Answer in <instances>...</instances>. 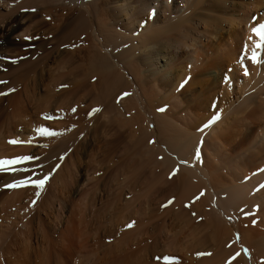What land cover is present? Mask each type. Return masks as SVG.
<instances>
[{
	"label": "bare ground",
	"instance_id": "6f19581e",
	"mask_svg": "<svg viewBox=\"0 0 264 264\" xmlns=\"http://www.w3.org/2000/svg\"><path fill=\"white\" fill-rule=\"evenodd\" d=\"M9 1H11V0H0V54L2 52H4L3 50H7V49H5V47L8 44V42H10V40H11L10 39V35H11L10 33L14 29L13 24L17 20H19L16 18L15 21L14 20L9 21V19L15 13L14 12L15 8L10 4ZM28 1H30V0H28ZM59 1L63 2L62 0H58V2ZM105 1L104 0H68L70 5L77 7L76 12H78V13L76 14V16L74 15L75 17L72 18V21L68 24H65V23L67 20H69L71 14H72V13H69L68 11H66V13L61 14L57 19L61 25V27H59L57 25V28L55 30L57 39L61 38L64 35H67L69 33H73V35H74L73 38H75V41H77V42H79L80 40H86L88 38V36H90L92 38V40H93V42L91 44L92 46L86 48V51H88L87 56L89 57V58H87L88 59L87 65L89 66L88 68H90V71H91V74L87 75V77H85V78H88L90 76L88 78V80H86L85 82H82V81L80 82V81H76L75 80L76 78L71 79V76H73L71 73L72 68L70 70L68 69V66H70L71 59L68 58V61L65 60L63 62L62 67H60V69H62L63 72L61 73V71H60L58 73L59 75L57 74L58 79H60V80L64 79V80L59 82L60 84L55 80L57 82L55 84L56 85L55 87L53 86V88L46 90L44 92V94L39 95L37 90H39V87L43 83V80H44V77H43L44 71L43 70L44 69H42V71L40 70L41 72L37 71V69H38V67H40V64L42 63V61H44L42 59L43 57H41V59H42L41 61L38 59H35V57H33V56H31L29 58L27 57L28 58L27 61H25L26 59L25 60L23 59L24 63H22V64H24L25 70L24 69H22V70L26 71L25 77H27L26 78L27 81L26 82L24 81L25 83H23V88L21 90L15 91L14 94L10 95L6 99L7 101H12L13 104L15 105L14 111H13L14 112L13 115H15V116H13L14 120L13 121L11 120L12 121L11 124L14 127V128L13 127L12 128L16 131L21 130V132H22V130L28 128V126L31 123H36V125L34 124L35 127L31 128L32 132H29L27 130L29 132V134L31 133L32 136H30V138H32V140H33L34 138H37L41 135L38 132H36L35 128L44 127L43 123H45L44 122L45 117L48 116V117H50V119L53 118L54 120H56L55 122H57L56 123L57 126L55 128H52V127L51 128L55 133L57 132V134H62V132L64 131L63 127H61L60 123H64V124H74L75 123L78 125L79 124L81 125V123H83V124L87 123L86 125L89 127L91 125L90 123L96 122V124H94V126L92 127V130H91V131H93V133H96L98 130L99 126L97 124H101L104 126V128H106L105 134H108L109 132L113 131V136L116 137L118 135V133L121 132L120 130L123 128L124 123H122V121L125 120L126 126L129 127L130 131H132L133 134L135 135L136 133H138L137 131H138L140 124L142 122V120H141L142 115L144 116L147 113L145 111V106L148 105L150 108L151 107L150 104L152 105V102L156 101L154 98H156L157 101L158 100L160 101V102L158 101V103H161V104L160 105H154V104H156V102H157L156 101L155 103L153 102V106H157L159 108L162 107L165 109V111H160V115H159L160 119L159 120L162 123L159 121L160 124L157 125L158 129L155 128V131H158L159 134L161 132L166 134L167 130H168V126H166V125H167V123H169L173 119V118H170V117H172V115L168 116L169 115L168 114L169 108L171 109V107H170L171 104H173V105L175 104L178 108L182 109V114L189 121L194 123V125L192 123V126L194 127V129L193 130L188 129L189 128L188 124L191 125V123H187L189 121H184V126H185L184 130H182V131L180 129L178 130L177 127L181 128V126H182L181 124H179V121L180 120L183 121L184 120L183 117H182V119L177 118V119H179V121L178 122L176 121V123H178L179 125H175L176 124V123H174L175 119L173 120L174 122L171 121L170 124L174 123V126H176L180 135L178 134L177 138H176V136H174V135H176L175 133H177V132L173 128H171L173 126H170L169 128L174 130V132H175L174 135H172L173 133H171V136H170V132H172V131H170V132L168 131L169 135L168 136L165 135L166 137L164 136V134L161 133V135L164 136L163 138H169V137L172 138L173 137V140L171 138H169V140L166 139L167 141L165 140L166 143L164 142V144H166L167 147H169L168 142L170 140L173 141V142H171L172 146L173 145L175 146V147L171 146L169 148L165 147L164 152L160 151L158 153L162 156L161 162L164 166H167V170L169 169V167L176 166V167L180 168V171L183 172L182 175L180 174L181 176L179 175V173H178V175H179V179L181 181L185 180V181H183V184H185V191H186L185 196L187 195V191L192 190L187 195V197H189V196L193 195L192 193H195V192H193L194 190H198L199 186H203V187H205L204 189H205L206 197L209 199V201H210L209 203H211L212 209L214 210L213 213H215V211H216L218 216L220 215L219 214L220 211H224V212L228 213V217L226 219L227 221L225 223L222 222V220L219 219L218 216H216L217 214L213 215L211 213V215H210V213H209L208 216H211V217L206 222V225L208 224L212 230L210 233L211 236L209 235L210 237H208V239L209 238L212 239L213 246H214V248L217 247V250L213 256L210 254L212 257L209 255V257L207 256L208 258L204 257L205 259H201L203 257L202 256L201 258H199V260L196 264H216L215 259L216 260L219 259L220 254L221 253L223 254L225 252L232 254L233 257L234 256L236 257L234 260L231 261V264H264V162H261L260 164H255V165L252 164L253 163L252 152H254L255 150L258 151L257 155L260 154V156H259L260 159H261V157H264V122H263L264 116H263V121H262L263 125L262 126H259V124L261 125V123L259 121H258L259 122L258 123L257 121L254 120L256 115H257L258 109L262 108L261 109L262 111L264 109V92H263L264 91L263 90V88H264V47L257 48V44L260 43V37L255 32L252 31V29L254 27L258 28L261 24H264V0H113L111 3L106 1V4H108V5L110 4L111 7H114V16L113 17H115L116 19L121 17L122 20H120V19L119 20H120L121 24L126 27V28L124 27V30H120V32L119 31L118 32L116 31V33L112 32L113 34H112L111 39L109 41L106 40L105 33L103 32V30L101 28V26L103 27L102 24H104V23L99 25L100 24L98 21L99 16L97 15L98 19L96 16V14H97L96 10L98 8V5L102 4L103 2L105 3ZM24 3H26V2L24 1ZM104 6H105V4H104ZM26 7H28V6H26ZM105 7H103V8H105ZM103 10H105V9H103ZM108 10H109V8H108ZM8 16H10V17H8ZM7 17H8V20L6 19L7 22H5V18H7ZM110 19H112V17ZM119 20L116 22H113V23L111 22L113 28H116L117 26H119V24H120V23L118 24ZM139 24L142 26V28L140 29V32L138 31L139 33H135L134 26L135 25L138 26ZM106 28L108 29L109 27H106ZM110 32H111V30H110ZM110 32L108 33L109 35L111 34ZM71 40H73V39H71ZM45 47H47V46H45ZM46 50L48 51L49 49L47 48ZM52 51H54V50H52ZM49 52H51V51L49 50ZM78 52H80V51H78ZM182 52H187L188 56H190L189 63L191 66L194 67L190 70L189 73H187V77L189 76V74L192 73V77H190V78L188 77L189 81L187 83L183 82L186 80L183 79L182 77H177V76L172 75L173 71H172V66H171V64H172L171 58L173 57V54L182 53ZM52 53L53 52H51V54ZM71 53L74 55L75 51L70 52V54ZM254 53L256 54V57H257V60H255V61L252 59V56ZM48 54H50V53H48ZM51 54H50V56H51ZM67 54L69 55V53H67ZM72 54H71V57H72ZM34 55H35V53H34ZM68 55H66V57ZM47 56L49 57V55H47ZM37 57H39V56H37ZM83 58H84V56H83ZM49 59H50V57H49ZM61 59H62V57H61ZM42 64H44V62ZM43 66L45 68L46 65L44 64ZM41 68L42 67H40L39 69H41ZM76 68H75V70H76ZM64 70H67V72H64ZM75 70L73 69V71H75ZM90 71H88V72H90ZM30 74H31V77L29 76ZM28 76H29V78H28ZM195 76H196V80H197L196 82H195V80H193V78H195ZM76 77H78V76H76ZM60 80H58V81H60ZM18 81L19 80H17V82ZM262 82H263V85L261 84ZM13 84H14V82H13ZM195 84L198 85L199 89L202 90L201 93H203V94H204V91H207L210 86L211 87L213 86L214 94H216L218 96L220 95V100L217 101L214 98V101H213V103H214L213 107L215 105L216 106L219 105V110H216L215 112L211 111V114H203L200 116L201 119L198 118V120L194 119V121H193L192 118H195V116H193V112L191 113L189 108L183 107L182 102L179 100L180 99L179 95H181L183 93V91H185L184 89L187 85L193 86ZM260 84L262 86H260ZM59 85H60V87H59ZM134 85H138L139 88H137L138 86L135 88ZM59 88L61 89V91H58ZM40 91H41V89H40ZM3 92H5V91H3ZM125 93H128V95H124ZM170 93L173 95L172 99L170 98L171 100L168 99V96ZM2 97H4V95ZM2 97H0V98H2ZM89 100H91V102H89V104L91 103V105H95V106H93V108L90 107L91 109L87 110V112L85 113L84 112L85 110L83 111L80 107H82L81 106L82 103H84L86 101L88 102ZM219 101H220V103H219ZM5 105H7V104H5ZM173 105H172V107H173ZM0 106H1V104H0ZM87 106H88V104H87ZM85 107H86V105H85ZM152 107L150 109L154 110L153 109L154 107L153 108ZM66 108H68V109L70 108V115H68V116H64L63 115L64 112H62L60 110V109H66ZM73 109H75V111H73ZM93 109H99V113L97 115H95L94 117L88 119V117H87L88 114L90 115V114L94 113ZM58 110H60V111L54 112V111H58ZM176 110H177V108H176ZM156 111L157 110H155V113H156ZM175 111H173V113ZM262 111H260V112L262 113ZM0 112H1V109H0ZM148 113H150V111ZM175 113H177V112H175ZM180 113H178V114H180ZM151 114H153V113L151 112ZM170 114H172V113H170ZM258 114H259V112H258ZM263 114H264V111H263ZM263 114H259V115H263ZM22 116H23V121H21ZM125 116H126V118H124ZM167 116L171 120L166 123V121L168 120ZM176 116H177V114H176ZM33 117H36L38 119L36 121H33L32 120ZM146 117H148V115ZM197 117H199V116L197 115ZM260 117L261 116H259V118ZM174 118H176V117H174ZM87 119L90 123L87 122ZM258 119H256V120H258ZM260 119H262V118H260ZM253 120L256 123L253 122ZM5 122H7V121H5ZM55 122L53 121V123H55ZM146 124L147 125L152 124L151 120H149V117L146 120ZM186 125L188 126V128L186 127ZM205 125H208V126L205 127ZM229 127L232 129L230 131H233V134H235L236 138H235V140L232 138L233 141H232L231 150L228 152V154L227 153L226 154H227L228 158H230L232 170H234V172H236V173L233 172V175H232L233 180L231 179L233 181V182L231 181L232 184L230 182L229 185L225 186L226 184H228L226 182V183H224V186H222L223 181H222V183L216 182L218 180H219V182H221L220 179L216 180L217 174H218V177L221 176L219 174L220 169L219 170L217 169L218 170V172H217L215 168H212L213 167L212 165H214V167L217 165V167L219 168V166H220V165L218 166V162H219L218 158L219 157H218V155H215V153L213 152L212 149H207V148L205 149L207 144L204 147V150L202 149L203 151L200 150L201 158L199 160H197L196 163H193V164L192 163L188 164L190 162V160H188V162L186 160L187 163L184 161V156L186 153V152H184V150L186 151V148H185L186 146H189L190 148L195 147V146H192L195 142H197L195 139H198V138H195V137L201 136V135L206 136L207 138L209 136H213L214 139L216 138L215 140L213 139L212 143H210V144L215 145L216 143H213V142H217V137H218V135H220V132H222L221 134H223L224 130H227V128H229ZM256 127L258 128L257 130H256ZM239 128H242L244 136H242L241 140L237 141L236 133L239 131L238 130ZM83 131L84 130H82V132ZM183 131L185 132V135H186V136L183 135L184 138L186 137L184 140H182L183 139L182 133L184 134ZM7 133H11V132H7ZM93 133L91 132L90 134L93 135ZM231 133L229 135L227 134L228 137L231 135ZM224 134H226V132ZM233 134H232V137H233ZM9 135H11V134H9ZM34 135H35V137H34ZM92 135H90V136H92ZM149 135L152 136L149 133L147 135L146 132H143L139 142L140 141L141 142L146 141V139ZM45 136L47 137V135H45ZM51 136L55 137L54 135H51ZM179 136H182V138H179V140L180 141L182 140L183 143L182 142L180 143V141H178L180 143L178 145V143H176L175 141H176V139H178ZM26 137H28V136L26 135ZM50 138H52V137H49V140H50ZM163 138L161 137V139H163ZM221 138H222V136H221ZM27 139H25V140H27ZM46 139H48V137ZM83 139H85V137ZM94 139H95V136H94ZM218 139H220V138L218 137ZM87 140L88 139L81 141L78 144L77 149L76 148L75 149L76 150L84 149L86 147L87 143L89 142V141L87 142ZM36 141H38V140H36ZM189 141L190 142L194 141V142H193V144L190 143V145H188ZM220 141H221V139L218 140V142H220ZM5 142H7V141H5ZM5 142H1V143L5 144ZM107 142H108V140H107ZM174 142L176 143V145L174 144ZM220 143L222 145V143H224V142L221 141ZM220 143H217V144H220ZM4 144H2V146ZM89 144H90V142H89ZM5 145H7V144H5ZM12 145H10V146H12ZM24 145L26 147L23 146L24 147L23 150H19L20 146H18L19 148L11 147L12 149H16V150L18 149V151H12V152H10L11 148L7 149V147H10V146L4 147V148L1 147L0 148V156H2V157L3 156H5V157L10 156L8 158H11L12 156L16 155L17 157H21V156H23L22 153H26L27 151L32 149V147L35 145V142L30 141V143H29L27 141L26 144H24ZM224 146H226V145H224ZM171 148H172V150H171ZM190 148H189V151L191 150ZM213 148H215V147H213ZM154 149H156V148L154 147ZM32 150H34V148ZM187 150H188V148H187ZM193 150H194V148H193ZM147 151L149 152V150H147ZM77 152H79V151H77ZM27 153H26V155H28ZM220 153H221V151H220ZM254 154H256V153H254ZM76 155H77V153L75 154V152H73V154L69 157V160L67 161V162H69L70 167L72 166V167H74V169L76 167L75 163L78 161L76 158ZM169 156H172L173 158H170ZM195 156H196V153L194 155V158H195ZM8 158H5V159H8ZM191 162H194V160L192 159ZM259 162H260V160H259ZM19 164H16L17 166L13 165L14 167L13 166L12 167L15 169H16V167L21 168L23 166V162H21V164H22L21 166H19ZM67 164H65V165L68 166L69 164L68 165ZM222 164H224V163H222ZM222 167H224V166H222ZM65 168H67V167H65ZM242 168H243V171H242V174H240ZM223 169H228V168H223ZM19 170L17 171V173L18 172L20 173V174L18 173V176L20 178L19 177L17 178L16 171H15L16 174L15 173L13 174V175H16L14 177H15V179L17 178V181H19L18 179H21V177H23L21 175V169H19ZM64 170L65 169H63V171ZM232 170H230V171H232ZM63 171L58 176L57 181L55 180L56 181L55 183L57 186L56 189L59 191L58 194H60L62 196L68 192V189L70 188L69 187L70 184L74 183L73 181H71L73 179V176L71 174L69 175L68 173L63 174ZM223 171H225V170H223ZM7 173L8 172H6V171H0V202L4 198L5 191H7V190H4L5 188L2 189V186H4V184L6 182L9 183L8 182V180H9L8 174L9 173L8 174ZM65 174H67L66 177H65ZM165 174H166V172L165 173L163 172V174L161 175L163 178L162 180H164V181H163L162 187L158 188L159 190H158L157 194H160V196H161L160 198H167L168 199L170 196V193H171V188H169V182L167 180H165L166 179ZM226 176H227V174H226ZM14 177L11 178V181H13V180L15 181ZM223 177H224V175H223ZM133 179H134V177H133ZM179 179L177 178V181ZM180 180H179V182H180ZM192 180H193V182H192ZM194 180H196V181L198 180V182H200L199 186L197 184H193L195 182ZM202 183H204L205 186ZM216 183L220 184L219 187L222 186L223 188L217 187L218 185H216ZM5 185H7V184H5ZM54 187H55V185H54ZM191 188H193V189H191ZM21 189H22L21 191L23 193L22 195L24 197L26 196L27 198H30V199L31 198H39V197L41 198L40 195H39V197H37L36 193H37L38 189L35 187L31 188L30 190L28 189L27 191H25V190L23 191V188H21ZM155 190H153V191H155ZM21 191H19L20 194H21ZM40 191H42V190H40ZM43 191H45V190H43ZM53 191H52V193H53ZM150 191H146V193H147L146 197L149 196L148 198L152 197ZM153 191H152V193H153ZM182 191H183V189H182ZM26 192H28V193L26 194ZM148 192L150 193L149 195H148ZM156 192H157V190H156ZM202 192H204V191H202ZM117 194H119V193H117ZM153 194H155V193H153ZM157 194H155V197L157 196ZM22 195L21 196L19 195L14 200H10V202L13 201L12 204H14V206H15V204L19 203L18 202L19 200H22L21 199ZM43 195H42V197H43ZM143 197H144V195H143ZM10 198L11 197H9V199ZM158 198H159V196H158ZM170 198H171V196H170ZM9 199H5V201L3 200L1 202L2 204L0 203L1 204L0 205V214L2 217H5V214L7 213V209L8 208L10 209V207H9L10 204H7V203H10ZM206 200L207 199H203V200H200L202 202H199V201L197 202V205H198V203H202L201 204V210L203 209L204 204H205L206 210L210 209V207L209 208H208V206L206 207V203H207ZM60 201H61V199H60ZM40 202H41L40 203L41 206L39 204L40 207L39 206L38 207L41 210L44 208H46V209L48 208L45 206L48 203L45 204L42 201V198H41ZM45 202H47V201H45ZM43 203H44V205H42ZM61 203H63V202H61ZM147 204L149 205V203H147ZM5 205H7V206H5ZM19 205H21V203H19ZM19 205H18L19 208H17V209H21V207ZM60 205H62V204H60ZM142 206H144V204ZM198 206H200V204ZM140 207H141V205H140ZM11 208H12V206H11ZM146 208H143L144 212H145ZM193 210H196V209H193ZM169 211H171V210L169 209ZM41 212L38 211L37 215L35 214L36 217L34 216L31 219L29 218L30 219L29 222L25 223L26 224L25 225L26 232H24V235L23 234L20 235L21 237H23V236L25 237V233H28V234L32 233L30 227L33 228L34 224H33V226H31V224L35 218H37L36 220H37V223L39 224V228H40V225L42 226L43 219L40 217ZM43 212H46V210L44 209ZM8 213H9V211H8ZM46 213H45V215H46ZM137 213H139V212H137ZM145 214H146V212H145ZM202 214H200V215L203 216ZM16 215L18 217V214H16ZM47 215H48V213H47ZM82 215H84V213H82ZM139 215H142V214H139ZM162 216L163 217L161 219H163L164 217L166 219H168V215L167 216L162 215ZM198 217H199V215H198ZM179 218L182 219V221L185 223V225L187 227V230H185L186 232L183 230L184 235L186 234V237H191V239H193V240H194L195 236L197 237L195 240V243L192 244V246H189V247L183 246L182 247L183 250L181 252V256L185 260H187L189 262V264H194L193 261L195 260V258H198V255H200L199 252L204 250L203 244H202L204 238L201 237V233H202L201 226L202 225L196 224V222L194 223L195 220L189 218L188 212L186 210H183V209H180L179 211L173 213V215L171 216V220H176V221L179 220V224H181L180 223L181 221ZM82 219H83V217H82ZM67 222L68 223L63 227V230L60 231L59 235H60L61 239L60 238H58V240L55 239L56 243L53 239L51 240L50 238H48L49 241L48 240H46V241L51 243L50 245L53 248H55L53 250H56L55 251L56 254H58L57 249L59 250V248H60V246H57L56 244L59 242V239H60L61 240L60 242L63 245V247H62V245L59 243L61 245L60 249H63V251H64V249H68V250H66V254L68 253L67 251H69V252L72 251L71 249H73V252H76L79 249L78 250L79 252L77 251V253L79 255L80 250L82 251V249L80 247H84L86 249L87 246L89 247V245H86V247L84 246L85 241L83 240L84 238H81L82 236L79 238L82 239L81 242L83 245L81 243L79 244V240H77L78 244L76 243L77 242L76 237H77V235L79 236L80 233H78V232H80V231H78L76 229L77 225H75V223H74V225H75L74 226L73 222L72 223L69 221H67ZM197 222H199V221H197ZM174 223H175V221H174ZM233 223H235L237 225L236 230H234L232 227ZM1 226H2V224H1ZM13 226L14 225H12L11 228H13ZM20 227H21V225H20ZM3 228H5V227H3ZM9 228H10V226H9ZM78 228H79V226H78ZM17 229H18V227H17ZM17 229H15V231L19 232ZM2 230H4V229H2ZM5 230H6V228H5ZM19 230H20V232H22L21 229H19ZM142 231H143V229H142ZM206 232H208V231H206ZM13 233H15V232H13ZM58 233H59V231H58ZM139 235H140L139 241L142 242L143 241L142 237H144V235H143V233H140ZM7 236H8V234L5 233L4 236H2V237H4V238H2L3 240L0 239V240H2V244L0 246V264H23L22 259H20L19 256L17 257V254L19 252L16 254L14 259H13V256L15 255V252H14V255L9 253V251L12 252V250H10V246H11L10 244L12 242H10V240H8V238L10 236L8 238H7ZM14 238H15V236H14ZM176 238H177V236H176ZM11 239H13V238L11 237ZM77 239H78V237H77ZM138 239H139V237H138ZM15 241H17V239ZM208 241H210V240H208ZM229 242H232V246H231L232 250L229 249V251H228V248H226L225 245L229 244ZM18 244H20V242ZM15 245L17 246L16 243H15ZM65 245L67 247H69L70 249L66 248V247L64 248ZM74 245H76V246L81 245V246L80 247L78 246L79 248L77 249V247L73 248ZM122 245H124V244H122ZM181 245H182V243H181ZM183 245H184V243H183ZM48 246H49V244H48ZM51 246H49V247H51ZM56 246H57V248H56ZM117 246H119V245H117ZM224 247L227 250L226 249L224 250ZM17 249H19L18 251H20V253H21V249L20 248H17ZM74 249H76V250L74 251ZM166 249H168V248H166ZM22 250H23V248H22ZM169 250H170V248H169ZM206 250H208V249H206ZM178 251H180V250H178ZM50 252H51V250H50ZM50 252L48 254L50 256V257L48 256L49 258H51V256H52ZM211 252H213V251L211 250ZM54 253L52 252L53 255H54ZM60 253L58 254L59 256L62 255V253L61 254ZM77 253L76 254L74 253V254L77 255ZM85 253H87V254L89 253V252H87V249H86ZM110 253H112V252H110ZM217 253H218V255H217ZM8 254H11L13 256L10 255L8 257ZM23 254H25V253L23 252ZM28 254H30V253H28ZM99 254L97 253L98 257H99ZM107 254H109V253L107 252ZM131 254H132V252H131ZM237 254H239V255H237ZM58 255H55L54 258H56V256H58ZM71 255H72L71 257H70V254L67 255V259H66L67 261L70 258H73L74 255L72 254V252H71ZM84 255H83V257H84L83 259H85V260L80 258V260H82L80 262H82V263L84 261H86L87 255L86 254H84ZM91 255H88L87 257L89 258V256H91ZM113 255L115 256L116 254L113 253ZM113 255L112 256H110V254L106 255L107 260H108V257L113 259L112 258V257H114ZM94 256H96V255H94ZM94 256H93V258H94ZM68 257H70V258H68ZM226 257H227V254H226ZM24 258H26V257H24ZM101 258H102V260H104L105 256H102ZM101 258L97 259V257H96L97 261L98 260L102 261ZM90 259H91V261L93 260L91 257H90ZM122 259H123V257H122ZM137 259H141L140 256ZM229 259H230V257H229ZM52 260H50V261H52ZM58 260H61V259L57 258V262H60L61 264L62 263L64 264V262L66 261V260H64L62 262V261H58ZM131 260H132V258H131ZM114 261H115V259H114ZM87 262L91 263L90 261H88V259H87ZM87 262H85V263H87ZM105 262H106V260H105ZM93 263L95 264V262H93ZM115 263H117V262L115 261ZM56 264H59V263H56ZM79 264H81V263H79Z\"/></svg>",
	"mask_w": 264,
	"mask_h": 264
},
{
	"label": "rangeland",
	"instance_id": "374dc122",
	"mask_svg": "<svg viewBox=\"0 0 264 264\" xmlns=\"http://www.w3.org/2000/svg\"><path fill=\"white\" fill-rule=\"evenodd\" d=\"M24 1L26 3H24ZM51 1L52 2L54 1V2L52 3ZM62 1L63 2H61V1L58 2V0H30V1H28V0H11V1H9L10 4L15 8V11H14L15 13H14V15H12V17L9 19V21H12V20L15 21L16 18L19 20H17L13 24L14 29L10 33L11 34L10 35L11 40H10V42H8V44L5 47V49H7V50H3L4 52L1 53L2 55L0 54V81L6 82V83H0V92L5 91L4 93H7V95H4V97H2L3 95H0V97L3 98V99L0 98V104H1V106L3 105L2 107L0 106V109H1V112H0V115H1L0 116V121H1L0 122V148L1 147L4 148V147L12 145V144L8 143L9 140H18V141L21 140V141L18 144H13L12 146L7 147V149L8 148L10 149L11 147L19 148L18 146H20L19 150H23V148L26 147L24 144H26L27 141L28 142L29 141L35 142V145L32 147V149L34 148V150L31 149V150L27 151L28 153L27 152L26 153L28 155H26V153H22L23 156H32L33 159L29 160V161H24L23 166L21 168L16 167L15 171L18 168L21 169V175L23 176V177H21V179H18V180H28L29 177H31L33 180H35V179L43 178L45 175H48L50 173H51V175H50L49 180L44 185V187L42 189H38V191L40 192V196L42 198V201L45 204L46 203L49 204V205L48 204L45 205L46 207H48L47 208L48 210L46 208H44L46 210V212L48 213V215H49L48 216L46 212H43L44 209L41 210L39 208L41 206V204H40L41 198L40 197L30 199V198H27L26 196H25L26 197L25 198L22 195L23 193L21 191L22 190L21 188H23V191L24 190L27 191L28 189L30 190L31 188L34 187L31 183H29L26 186H18L15 188L6 187L5 184L8 185V184H11V183H14L17 181V178L19 177L18 176L19 172L17 173V171L19 169L16 171L17 174L15 173V171L12 170V168L14 166L13 167L11 166V168H9V170L6 171L9 173V174L7 173L9 183L6 182L4 184V186H2V189L5 188L4 190H7V191H5V195H4L3 200L5 201V199H9V197H11L9 199V202H10V200H14L19 195L20 196L22 195V198H21L22 200L18 201L19 203H21V205H19V203H17L14 206V204H12L13 201H11L10 203H7V204H10L12 206V208L9 205L10 209L9 208L7 209V213L5 214V217H2L0 214V216H1L0 217V227L2 229H4V230H2L0 228V235H1L0 239L4 238L2 236H4L5 233L8 234L7 238L10 236L8 238V240H10V242H12L10 244L11 245L10 250H12V252L9 251V253L14 255V252H15L14 256L11 254H8V257L11 255V256H13V259H14L16 254L19 252L18 253L19 255L17 254V257L19 256V258L22 259L23 264H25V263L26 264H56V263L61 264L60 262H57V258L61 259L58 261L63 262L64 260L67 259V255L70 254V257L72 256L71 255V252H72V254L74 255L73 258L68 257V258H70L69 259L70 261L68 260L69 261L68 262L66 260L68 263L65 261L64 264L65 263L66 264H71V263L72 264H79V263H81V264H83V263L84 264H91V263L94 264L93 262H95V264H99V263L100 264H111V263L114 264L115 261L117 262L115 264H130V263L131 264H139V263L140 264H189V262L181 256V252L183 250L182 247L183 246L184 247L192 246V244L195 243V240L197 237L195 236V238L193 240V239H191V237H186V234L184 235L183 230L184 231L187 230V227L181 218H179L181 221L180 222L181 224H179V220H177L178 222L176 220H171V216L173 215V213L179 211L180 209L186 210L188 212V217L195 220L194 223L196 222V224H201L203 226V227L201 226V228H202L201 237L204 238L203 239L204 243L202 242L204 250L199 252V254L203 253L204 255H198V258H195L193 263L196 264L198 262L199 258H201L202 256L203 257L201 259H205L207 256L209 257L210 254L213 256L217 250V247L214 248L212 239L211 238L208 239V237L211 236L210 233H211L212 229L208 224L207 225L209 227L206 225V222L211 217V216H208L209 213H210V215H211V213L213 215H215L217 213H216V211H215V213H213L214 210L212 209V205H211V203H209L210 201L206 197V194H205V189H204L205 187L199 186L200 182H198V180L197 181L194 180L195 182L193 184H197L199 186L198 190H194L193 192H195V193H192L193 195L189 196V197H187V195L192 190L187 191V195L185 196V193H186L185 184H183V181H185V180L181 181L179 179V175L180 174L182 175L183 172L180 171V168H178L176 166L169 167V169L167 170V166H164L161 162L162 156L160 154H158L160 151L164 152L165 147L169 148L172 146L171 142H173V141H171V140L169 141L171 144L168 142L169 147H167L166 144H164V142L166 143V141H167L166 139L169 140V138H171V137H169V138H163V137L165 135L168 136L170 131H172V132H170V136H171V133H173L172 135H174V133H175L174 130H175L177 133H175L176 135H174V136H176V138H177V135L178 134L180 135L178 130L180 129L182 131L185 128L184 121H189L182 114V109L178 108L175 104L174 105L171 104V106H170L171 109L169 108V112L172 114H170L168 112V114H169L168 116L172 115V117H170V118H173V119L171 120L167 116L168 120L166 119L167 120L166 123L170 120L173 121L174 119H175V122L174 121L173 122L176 123V121L177 122L179 121V119H177V118L182 119V117H183L184 120L179 121V124H181L182 126H181V128L177 127L178 128V130H177L176 126H174V123L170 124V122H171L170 121L166 125V126H168L167 133L164 134L163 132H161L162 134H164V136L161 135V133L159 134L158 131H155V128L158 129L157 125H159L161 122L159 120L160 119V116H159L160 111H158V109H160V108L157 106H153V102L155 103L157 101L156 98H154L156 101H153L150 98L153 101L152 105L150 104V106L151 107L153 106L154 108L153 107L152 108L154 110H151L150 109L151 107L149 108L148 105L145 106V111L147 113H146V115H144L145 117L142 115V118H141L142 122H141L140 127L137 131L138 133H136L135 135L133 134L132 131H130L129 127L126 126L125 120L122 121V123H124L123 128L120 130L121 132L118 133V135L116 137L113 136V131H111L112 133L109 132L108 133L109 135L105 134L106 128H104V126L101 124H97L99 126L98 130L96 133H93V131H91V130H92V127L94 126V124H96V122L90 123L88 121V119L97 115L99 113V111L98 112L96 111L90 115L88 114L87 122H89L91 124L89 127L86 125L87 123L86 124L81 123V125L80 124L78 125L75 123L74 124L60 123V125H61V127H63L64 131L63 132L61 131L62 134H57V132H56V135H54L56 138L53 136L47 135L48 139H46L47 137L45 135H40L41 137L40 136L37 137L38 139L34 138L32 140V138H30V136H32V135H31V133L29 134V132H32L31 128H34L36 123H31V124L29 123L31 125V126L29 125L30 127L28 126L29 129L26 128V129L22 130V132H21V130L16 131L13 129L14 127L11 124V122L14 120L13 116H15V115H13L15 105L13 104L12 101H7L6 99L10 95L14 94L15 91L21 90L23 88V83H25L27 81V79H26L27 77H25L26 71H24L25 66H24V64H22V63H24L23 59L24 60L26 59L25 61H27L29 57L33 56V57H35V59H38L40 61L42 59L44 60V61H42V63L44 62V64L46 65L45 68L43 66L44 64L41 63L40 67H42V68L39 69L40 67H38V69H37V71H39V72H41L42 69H44L43 70L44 71L43 72L44 80H43V83L41 84V86L39 87V90H37L39 95L44 94V92L46 90L53 88V86L55 87L56 86L55 84L57 82L59 83V82L64 80V79H61V80L58 79V75H59L58 73L60 71H61V73L63 72V70L60 69V67H62L63 62L65 60L68 61V58L71 59L70 66H68L69 70L72 68L71 73L73 76H71V79L76 78L75 79L76 81L85 82L90 77L89 76L88 78H85V77H87V75L91 74L90 68H88L89 66L87 65L88 64L87 58H89V57L87 56L88 51H86V48L92 46L91 45L93 42L92 38L90 36H88V38L86 40H80L79 42H77V41H75V38H73L74 37L73 33H69L67 35L62 36L61 38H58V39L56 38V33H55L56 31L55 30L57 28V25L59 27H61L59 21L57 20L58 17L61 14L66 13V11H68L69 13H72L69 20H67L65 23V24H68L72 21V18H74L76 16V14L78 13V12H76L77 11L76 6L70 5L68 0H62ZM106 1L111 3L113 0H109V1L106 0ZM106 1H105V3L103 2L102 4L98 5V8L96 10V13H97L96 16L97 15L99 16V19L97 16V19L100 23L99 25H101L102 23L105 24V25L102 24L103 27L101 26V28H102L103 32L105 33L106 40L109 41L111 39V36L113 33H116V31L120 32V30H124L125 26L122 25L120 22V20H122L121 17H119L118 19L113 17L114 16V7H111L110 4L109 5L106 4ZM104 4L106 7L104 6ZM26 6H28V7H26ZM103 7H105V8H103ZM107 7L109 8V10ZM32 9H35V11H32ZM103 9H105V10H103ZM8 17H10V16H8ZM8 17L5 18V22H7ZM111 17H112V19H110ZM118 20H119L118 24L120 23L119 26H117L116 28H113L112 23L116 22ZM138 26L137 25L134 26L135 33H139L140 29L142 28V26L140 24ZM106 27H109L110 29L109 28L107 29ZM110 30H111V32H110ZM109 32L111 33L110 35L108 34ZM26 37H29V38L26 39ZM71 39H73V40H71ZM45 46H47V47H45ZM47 48L53 53L51 54V52H49V50L47 51L46 50ZM52 50H54V51H52ZM46 51L48 53H50L51 56ZM72 51H75V53H74V55L71 53L72 54V57H71L70 52H72ZM78 51H80V52H78ZM34 53L36 56L34 55ZM67 53H69V55ZM182 53H175V54H173V57L171 58V60H172L171 66H172V71H173L172 75L177 76V77H182L183 79H185L188 82L189 78L192 77V73L189 74V76H188L189 78L187 77V73H189L190 70L194 67L191 66L189 63L190 56H188L187 52H182ZM47 55H49L50 59ZM66 55H68V56L66 57ZM37 56H39V57H37ZM83 56H84V58H83ZM41 57H43V58L41 59ZM61 57H62V59H61ZM13 61H15V62H13ZM75 68H76V70H75ZM22 69H24V70H22ZM73 69L75 71H73ZM67 70H64V72H67ZM88 71H90V72H88ZM29 76L31 77V74ZM29 76H28V78H29ZM76 76H78V77H76ZM57 79L60 81H58ZM17 80H19V81L17 82ZM193 80H195V82L197 81L196 76H195V78H193ZM13 82H14V84H13ZM183 82L185 83V81H183ZM261 84L263 85V82ZM261 84H260V86H262ZM195 85H193V86L187 85L184 89L185 91H183V93L181 95H179V97H180L179 100L182 102L183 107L189 108L190 112L191 113L193 112V116H195V118H192L193 121H194V119H196V120H198V118L201 119L200 116L203 114H211V111L215 112L216 110H219V105L218 106L215 105L213 107V104H214L213 101H214V98L217 101L220 100V95L218 96V95L214 94L213 86L212 87L210 86L207 91H204V94H203V93H201L202 90L199 89L198 85L197 84H195ZM134 86L136 88L138 85H134ZM59 87H60V85H59ZM137 88H139V86ZM12 89H14V91H12ZM40 89H41V91H40ZM263 90H264V88H263ZM58 91H61V89L59 88ZM172 97H173V95L170 93L168 96V99H170V98L172 99ZM158 101L154 105H160L161 103H158ZM89 102H91V100H89L88 102L86 101V102L82 103V105H81L82 107H80L83 111L85 110L84 111L85 113L87 112V110H90L91 108H93V106H95V105H91V103L89 104ZM219 103H220V101H219ZM5 104H7V105H5ZM87 104H88V106H87ZM85 105H86V107H85ZM172 105H173V107H172ZM176 108H177V110H176ZM261 109L260 108L258 109L257 115L254 119L255 121H257V122L259 121L261 123V125L259 124V126L263 125L262 121H263V116H264V114H263L264 109H263V111ZM60 110L62 112H64L63 113L64 116L70 115V108L69 109L68 108L60 109ZM60 110L54 111V112H59ZM155 110H157L156 113H155ZM149 111H150V113H148ZM173 111H175L177 113H175V112L173 113ZM260 111H262V113ZM151 112L153 114H151ZM258 112H259V114H263V115H259ZM178 113H180V114H178ZM176 114H177V116H176ZM147 115L149 117V120H151L152 124H149V125L146 124V120L148 119V117H146ZM197 115L199 117H197ZM259 116H261L260 118H262V119H260ZM174 117H176V118H174ZM124 118H126V116ZM37 119L38 118L33 117L32 120L36 121ZM256 119H258V120H256ZM254 120H253V122H255ZM5 121H7V122H5ZM21 121H23V116L21 118ZM53 121L55 122L56 120H54L53 118L50 119V117L48 119L45 118V120H44L45 123H43L44 128H47L51 132H54L52 130V128H55L57 126V124H56L57 122L53 123ZM187 123H191V125L188 124L189 128L187 125H186V127L190 130L191 129L193 130L194 129V127L192 126L193 122L189 121ZM179 124L176 123L175 125H179ZM193 125H194V123H193ZM170 126H173L171 128H173L174 130L169 128ZM229 128H227V130H224L223 134L226 132V134H224V135L221 134L222 132H220V135L222 136V138L220 135H218V137L221 139V141L224 142V143H222V145L220 143L221 141L218 142V140H220V139H218V137H217V142H213V143H216V144L220 143V144L214 145V144H210V143H212V141L214 139L213 136H209L207 138L206 136L201 135V136L195 137L198 139L194 138L197 141V142H195L196 144L194 143L195 145L193 144L194 141L193 142L189 141L188 145H190V143H191V144H193L192 146H195V147L190 148L189 146H186L185 147L186 151L184 150V152H186L185 156H184V161L186 162V160H187V162H188V160H190V162L188 164H191V163L193 164V163L197 162L196 156L194 158L196 150L199 149V150L203 151L204 147L207 144L205 149L206 148L212 149L213 152L215 153V155H218V157H219L218 158L219 159L218 166L220 165L221 167L219 166V168H218L217 165L215 167H214V165H212L213 166L212 168H215L217 172L220 169L219 174L222 177L219 176L220 177L219 178L218 174H217V177L216 176L215 177H216V180H218V179L221 180V182H219V180L216 182L222 183V181H223V185L221 184L222 186H224V183H226V182L228 184H226L225 186L230 184V182L233 180L232 175L234 172V170H232L230 158H228L227 154L231 150L233 139L235 140L236 137H235V134H233V131H230L232 129L231 128L229 129ZM36 129L37 128H35V130ZM257 129L258 128L256 127V130ZM82 130H84V131L82 132ZM238 130L239 131L236 133L237 141L241 140L242 136H244L242 128H239ZM7 132H11V133H7ZM91 132L93 133V135L90 134ZM143 132H146L147 135L149 133L152 136L149 135L147 137L146 141H144V142L140 141L139 142ZM230 133H231V135L228 137V135ZM9 134H11V135H9ZM89 134L92 135L93 137L90 136ZM232 134H233V137H232ZM26 135L28 137H26ZM183 135L186 136L185 132H184V134L182 133V136ZM94 136H95V139H94ZM182 136H179L178 139H176L174 137L176 139L175 142L178 143V145L182 142V140H184L186 138V137L184 138V136H183V139L180 141L179 138H182ZM34 137H35V135H34ZM49 137H52V138H50L51 141L49 140ZM84 137H85V139H88L87 142L89 141L90 144L88 142L86 145L87 148L85 147L84 149L76 150L78 144L81 141L85 140V139H83ZM161 137L163 139H161ZM25 139H27V140H25ZM171 139L173 140V137ZM36 140H38V141H36ZM107 140H108V142H107ZM5 141H7V142H5ZM150 141H155V142L151 143ZM178 141H180V143ZM1 142H5V144H7V145H5L4 143H1ZM175 142H174V144L176 145ZM2 144H4L5 146L4 145L2 146ZM224 145H226V146H224ZM154 147L156 149H154ZM172 147H175V146L173 145ZM213 147H215V148H213ZM187 148H188V150H187ZM189 148L191 149L190 151H189ZM193 148H194V150H193ZM11 149H10V152L18 151V149L17 150L16 149L11 150ZM147 150H149V152ZM171 150H172V148H171ZM77 151H79V152H77ZM220 151H221V153H220ZM255 151L252 152L253 163L252 162L251 163L255 165V164H260L261 162H264V159H263L264 157H261V159H260V157H259L260 154L257 155L258 151L257 150H255ZM73 152H75V154L77 153L76 158L78 160L75 163L76 164L75 169L72 166L70 167L69 162H67L69 160V157L73 154ZM254 153H256V154H254ZM14 156H12L11 158H8L10 156H7V157L0 156V159H5V158H8V159L13 158L14 159L17 157L16 155H14ZM36 157H38V159H36ZM169 157L173 158L172 156H169ZM192 159L194 160V162H191ZM258 159L260 160V162ZM64 163L65 164L68 163L69 165L67 164L68 166H66ZM222 163H224L225 165ZM21 165L22 164L20 163L19 166H21ZM58 165H59V167H57ZM222 166H224V167H222ZM65 167H67V168H65ZM174 168L175 169L178 168L179 170L175 176H172L170 178L171 173L173 172ZM223 168H228V169H223ZM63 169H65V170L63 171ZM223 170H225V171H223ZM230 170H232V171H230ZM62 171H63V174L64 173H68L69 175L71 174L73 176V179L71 181L74 182V183H71L72 185L70 184V186H69L70 188L68 189V192L66 193L67 195L65 194L63 196L58 194L59 191L56 189L57 186L55 183L58 179V176L60 175V173ZM242 171H243V168H242L240 174H242ZM163 172L164 173L166 172V174H165L166 179L165 180H167L169 182V188H171V193H170L171 198L169 196L168 199L167 198H160L161 197L160 194H157L158 190H159L158 188L162 187V185H163L164 180H162L163 178L161 176L163 174ZM14 173L17 175L16 179L14 177L16 175H13ZM178 173H179V175H178ZM234 173H236V172H234ZM222 174L224 175V177L226 179L223 177ZM226 174H227V176H226ZM66 175L67 174H65V177H66ZM13 177H14L15 181L13 179H12L13 181H11V178H13ZM133 177H134V179H133ZM176 177L180 180V182H179V180L177 181ZM192 182H193V180H192ZM232 182H231V184H232ZM202 184L204 185V183H202ZM54 185H55V187H54ZM216 185H218L217 187H219L220 184L216 183ZM222 186H220L219 188H223ZM155 189L157 190V192ZM182 189H183V191H182ZM191 189H193V188H191ZM40 190H42V191H40ZM43 190H45V191H43ZM153 190H155V191H153ZM19 191H21V194ZM52 191H53V193H52ZM146 191H150V193L152 195L151 198H148L149 197L148 195L150 194L149 192L147 195L148 197H146V194H147ZM152 191H153V193L157 194L156 197H155V194L152 193ZM202 191H204L203 192L204 196H200V193ZM27 193L28 192H26V194ZM117 193H119L120 195ZM42 195H43V197H42ZM143 195H144V197H143ZM158 196H159V198H158ZM198 196L200 197L199 200L197 199ZM60 199H61V201H60ZM203 199L208 200V201L206 200V202H207L206 207L207 206H208V208L210 207L209 210H206L205 204H204L202 210H201V204L202 203H198V205L200 204V206L197 205V202L198 201L202 202L200 200H203ZM169 200H171L172 203L169 204L168 203ZM45 201H47V202H45ZM61 202H63V203H61ZM146 202L149 203V205ZM44 203L42 205H44ZM39 204H40V206H39ZM60 204H62V205H60ZM143 204L145 207L142 206ZM18 205L21 207V209H17V208H19ZM140 205H141V207H140ZM165 205H167V206H165ZM5 206H7V205H5ZM143 208H146V210H145L146 214H145ZM169 209L171 211H169ZM193 209H196L197 211L193 210ZM8 211H9V213H8ZM15 211L16 212L18 211L19 213L18 212L16 213ZM38 211H40V212L42 211L40 213L41 214L40 217L43 219L42 226L40 225V228H39V224L37 223V220H36L37 218H35L31 224V226H33V224H34L33 228L30 227L32 233L31 232H30L31 234L25 233V237L24 236L21 237L20 235H22V234L24 235V232H26V230H25L26 224L25 223H28L32 217H34V216L36 217ZM137 212H139V213H137ZM223 212L224 211H220V213H219L220 215L218 216V214H217L216 216H218V218L221 219L222 222L225 223L227 221L226 219L228 217V213H226V212L223 213ZM45 213L47 216L45 215ZM82 213H84V215H82ZM16 214H18L19 218L17 217ZM139 214H142V215H139ZM166 214L168 215V219H166L165 217L163 219H161L163 217L162 215L167 216ZM200 214H202L203 216H201ZM198 215H199V217H198ZM82 217H83V219H82ZM196 220L199 221L200 223L197 222ZM67 221H69L71 223L73 222V225H74V223H75V225H77L76 229L78 231H80V232H78L80 234H79V236L77 235L78 239L76 237V241L79 240V244L80 243L82 244L81 238H84L83 239L85 241V242L83 241L85 243L84 246L86 247V245H89V247L87 246V248H86L87 252H89L88 254L85 253L86 249L84 247H80L81 245L80 246L74 245V247H73V248L77 247V249L80 247L82 249V251L80 250L79 255L77 253V251L79 249L76 252H73V249H71L72 251H70V252L67 251L68 252L67 254H66V250H68V249H64V251H63V249H60L62 244L60 242L61 238H60L59 234H60V231L63 230V227L68 223ZM174 221H175V223H174ZM1 224H2V226H1ZM19 224L21 225V227ZM130 224L132 225V227H129ZM12 225H14L13 228H11ZM232 225H233L232 226L233 229L236 230L237 225L235 223H233ZM9 226H10V228H9ZM78 226H79V228H78ZM3 227H5L6 230ZM17 227H18V229H17ZM15 229H17L19 232L15 231ZM19 229H21L22 232H20ZM142 229H143V231H142ZM58 231H59V233H58ZM206 231H208V232H206ZM13 232H15V233H13ZM140 233H143V235H144V237H142L143 238L142 242L139 241L140 240V235H139ZM14 236H15V238H14ZM176 236H177V238H176ZM11 237L13 239H11ZM79 237H81V238H79ZM138 237H139V239H138ZM48 238H50L51 240L53 239L55 241V243H56V240H58V238H60L59 242L57 241L58 243L56 245L60 246L59 250L57 249V251H58L57 253L59 254L61 252L62 257L59 256L58 254H56V252H55L56 250H53L55 248H53L50 245L51 243L48 242L49 241ZM16 239H17V241H15ZM2 240H0V246L2 244ZM46 240H48V241H46ZM208 240H210V241H208ZM19 242H20V244H18ZM15 243L17 244V246L15 245ZM76 243L78 244V241ZM181 243H182V245H181ZM183 243H184V245H183ZM48 244L51 247H49ZM122 244H124V245H122ZM117 245H119V246H117ZM57 246H56V248H57ZM231 246H232V242H229V244L225 245V247L228 248V251H229V249L232 250ZM62 247H63V245H62ZM65 247L69 248L66 245L64 246V248ZM225 247H224V250L226 249ZM17 248L21 249V253H20V251H18L19 249H17ZM22 248H23V250H22ZM166 248H168V249H166ZM169 248H170V250H169ZM206 249H208V250H206ZM50 250H51V252H50ZM75 250L76 249H74V251ZM178 250H180V251H178ZM211 250L213 252H211ZM23 252L25 254H23ZM49 252L52 255L51 258H49L50 257L48 255ZM52 252L53 253L55 252L54 255L52 254ZM107 252L110 254V256H112L113 253L116 255L115 256L113 255L114 256V257H112L113 259H111L107 256L108 257V260H107L106 255H109V254H107ZM110 252H112V253H110ZM131 252H132V254H131ZM28 253H30V254H28ZM74 253L75 254L77 253V255H75ZM97 253L98 254L100 253L99 257L97 255ZM84 254H86L87 256L91 255V254L92 255L89 256V258L86 256V261H84L82 263V262H80V261H82V260H80V258L83 259ZM223 254L222 253L220 254L219 259H217V260L215 259L216 264H228L229 260H231V261L234 260L231 258V257H233L232 254H229L226 252ZM226 254H227V257H226ZM55 255H58V256H56V258H54ZM94 255H96V256H94ZM217 255H218V253H217ZM93 256H94V258H93ZM102 256H105L104 260H102V258H101ZM139 256L141 259H137V258H139ZM24 257H26V258H24ZM90 257L93 259L92 261H91ZM96 257H97V259L101 258L102 261L98 260L99 261L98 262ZM122 257H123V259H122ZM229 257H230V259H229ZM131 258H132V260H131ZM87 259L91 263L87 262ZM114 259H115V261H114ZM50 260H52V261H50ZM83 260H85V259H83ZM105 260L107 263L105 262ZM85 262H87V263H85Z\"/></svg>",
	"mask_w": 264,
	"mask_h": 264
},
{
	"label": "snow or ice",
	"instance_id": "6c2138e0",
	"mask_svg": "<svg viewBox=\"0 0 264 264\" xmlns=\"http://www.w3.org/2000/svg\"><path fill=\"white\" fill-rule=\"evenodd\" d=\"M32 11H35V9H32ZM253 32H255L259 37H260V43L257 44V48L259 47H264V24H261L258 28H253L252 29ZM29 37H26V39H28ZM252 59L255 61L257 60V57H256V54L254 53L253 56H252ZM15 62V61H13ZM0 83H6L5 81H0ZM185 83H187V81H185ZM12 91H14V89H12ZM0 95H7V93H4V92H0ZM124 95H128V93H125ZM73 111H75V109H73ZM96 111H99V109H93V112H96ZM158 111H165L164 108H160L158 109ZM46 119H48L49 117H45ZM208 125H205V127H207ZM36 131L41 134V135H56V133L54 132H51L49 129L47 128H44V127H39L36 129ZM151 143H154L155 141H150ZM8 143L10 144H18L20 143V141L18 140H9ZM30 143V141H29ZM201 158V153H200V150L197 149L196 150V159L199 160ZM33 157L32 156H21V157H17L15 159H0V171H7L9 170V168H11V166L13 165H16V164H19L21 162H24V161H29V160H32ZM36 159H38V157H36ZM59 167V165L57 166ZM13 171H15V168H12ZM178 168L177 169H174L173 172L171 173V176H175L178 172ZM50 174L48 175H45L43 178H40V179H35L33 180L31 177L28 178V180H19V181H16L12 184H8L6 185V187H9V188H15V187H18V186H26L28 185L29 183H31L35 188L37 189H42L44 187V185L46 184V182L49 180L50 178ZM37 197H39L40 195V192L37 191L36 193ZM204 193L201 192L200 193V196H203ZM200 197L198 196L197 199H199ZM169 204L172 203L171 200H169L168 202ZM167 206V205H165ZM129 227H132V225L130 224ZM200 255H204L203 253H201ZM239 255V254H237ZM236 257H232V259H235ZM228 264H231V260H229Z\"/></svg>",
	"mask_w": 264,
	"mask_h": 264
}]
</instances>
